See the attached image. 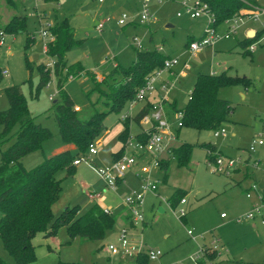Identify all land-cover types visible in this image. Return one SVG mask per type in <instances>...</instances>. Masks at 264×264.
I'll use <instances>...</instances> for the list:
<instances>
[{"label": "rangeland", "instance_id": "1", "mask_svg": "<svg viewBox=\"0 0 264 264\" xmlns=\"http://www.w3.org/2000/svg\"><path fill=\"white\" fill-rule=\"evenodd\" d=\"M134 1L105 0L99 4L97 0H14V7H9L6 0H0L1 25L4 26L17 17H25L27 24L26 33L17 36L5 35L4 42L0 45V70L8 72L7 76H2L0 83V112L8 109L4 89L18 86L27 101L31 116L35 118V123L49 129L53 135L51 140L43 144L42 150L25 156L22 163L27 169L34 168L63 146L58 136L53 108L62 98L55 94L58 91L57 81L53 75L54 66L51 65L55 61L43 53L44 42L48 41V38L43 40L41 37V25H45L43 22H49L54 27L56 23L68 19L75 39L82 44L67 53L65 59L68 65L81 63L85 72L94 74L97 83H101L97 76L106 81L121 79L120 70L131 67L136 60V51L140 50L135 47V39L142 43L143 48L140 51L163 48L171 59H179L178 67L173 68L176 74L185 63L189 64V69L180 74L179 84L170 96L171 102L177 101L178 109L185 107L187 96L192 92L199 74L211 75L216 71L232 78L247 79L251 84L246 88L238 84L218 91L219 98L229 101L233 107L229 122L221 128L226 132L225 138H215L208 131L197 132L190 128L174 130L178 145L194 146L188 168H179L175 162H171L166 173L167 183L163 182V172L153 170L150 180L158 182L161 199L170 200L176 190L188 194V213L184 221L178 215V209H171L160 201L158 203L149 193L145 196V221L148 225L146 228L139 227L138 231L142 232V239L148 249L161 253L160 258L149 264H193L192 259L198 257L203 248V259L207 254L214 253L213 260H206L207 263L261 264L264 258V216H257L253 221L242 224H237L236 220L249 213L253 205L262 202L258 199L260 194L252 192L251 187L256 185L258 190L264 192V146L258 147L256 152L251 154V160L259 162L258 169H254L256 167L253 163L247 165L248 167L245 164L251 142L260 135L264 140V50L257 49L252 57L245 55L244 49L238 45V42L244 39L243 33L240 32L229 40H220L215 46L191 56L186 52L184 45L189 37H200L202 28L198 20H191L183 14L181 3L185 0H164L162 5L153 1L150 10L156 22L148 26L147 30L130 23L125 26L118 25L123 15L132 16L135 13ZM178 14H182V17L178 18ZM38 20L43 21L41 25ZM102 23L103 30L99 33L96 27ZM167 25H172L174 29L167 30ZM226 28L221 25L217 34H224ZM28 35L32 42L25 48ZM25 58L33 66L31 71L26 70ZM40 65L51 73L46 87L38 92L40 79L37 67ZM115 65L119 68L114 69ZM217 65L220 68H217ZM92 88V82L85 76L76 79L69 77L64 84V93L74 106L80 108L79 115L84 120H88L96 112H108L106 99L101 96L102 93H109L106 83L100 85L99 91L92 92ZM52 96L53 101H49ZM141 106L142 104L135 112ZM141 125L142 128H148L147 123ZM105 127L106 131L101 135L97 148L98 154L91 158V164L98 169L108 167L113 154L121 149L119 136L123 123L120 115H108ZM129 128L132 137L141 131L134 120L130 121ZM14 130L16 131L17 127ZM13 142L12 136L0 141V160L2 152ZM204 144L213 147V151L209 150L211 154L220 153L228 158H240L242 163L238 164L233 172L238 169L243 174L248 170L255 175L256 183L252 175L236 182L234 179H241V175L231 179L233 172L228 176L212 174L208 166L210 161L206 155L207 151L201 147ZM77 167L86 187L96 192H100L104 187L105 204L113 207L116 220L124 212L120 206L121 199L134 191H140L142 185L141 180L137 178L139 182L135 177L138 169L133 168L126 173L125 184L113 193L106 190L100 178L84 163ZM72 178L65 177L64 172L58 175L62 186L70 183ZM248 189L249 199V193L246 192ZM260 197L262 198L261 195ZM74 206L76 205L73 204L70 208ZM159 208H162L164 213L159 212ZM222 215H225L226 219H222ZM42 236L44 235H38L32 241L36 247V260L30 264H114L112 259L109 260L105 249L110 243L108 235L99 242H85L76 238L71 244L62 243L58 246H55L50 238L43 239ZM213 244H216L220 252L219 257L218 251L212 247ZM0 259L14 264L1 242Z\"/></svg>", "mask_w": 264, "mask_h": 264}, {"label": "trees", "instance_id": "2", "mask_svg": "<svg viewBox=\"0 0 264 264\" xmlns=\"http://www.w3.org/2000/svg\"><path fill=\"white\" fill-rule=\"evenodd\" d=\"M206 3L214 14V27L218 28L226 20L233 18L240 11L257 5L255 0H200ZM9 7H14V0H6ZM10 23V24H9ZM6 25L0 24V32L5 35L17 36L26 33L27 24L25 17L13 18ZM54 41L48 44L46 56L54 59L53 75L56 78L58 95L61 102L54 104V118L58 128V136L63 145H71L73 150H66L44 160L40 165L27 169L22 160L25 156L42 150L45 142L53 138L49 129L35 123V118L28 110V104L20 87L13 86L4 89L8 101V109L0 112V141L9 136L14 138L12 145L2 152L0 160V242L4 250L13 259L14 264H30L36 260V247L33 239L40 234L49 233L55 236L59 229L66 228L68 244L74 239L81 241H103L109 232L113 231L116 219L112 214H107L99 205H91L82 215L80 207H66L57 217L53 215L52 207L58 202L62 193V180L58 175L62 172L65 177H73L76 167L73 162L86 156L89 145L97 141L106 131L105 120L110 114L124 112L128 102L134 99L138 89L142 88L148 78L156 71L163 68L164 62L169 56L159 53L157 50L136 51V60L128 69H121V79L116 81H95L92 73L85 72L81 63L68 65L65 57L72 49L82 43L74 37V31L69 25L68 19L56 23L50 28ZM192 37H189L186 46ZM254 40L245 38L238 43L245 51L246 47ZM32 42L30 35L26 38L25 48ZM245 55L251 56L248 51ZM25 67L31 71L33 66L25 58ZM39 73L38 92L46 87L50 79V71H45L44 66L37 67ZM66 73L63 74V72ZM84 73L93 84L92 92L99 91L100 85L106 83L109 93H102L106 99L105 105L108 112H96L88 120L80 117L79 112L74 111V105L64 93V84L69 77L79 78ZM0 70V83L2 81ZM100 84V85H99ZM241 84L248 87L251 83L244 78H232L225 73L219 75L199 74L188 96L183 109H178L177 101L170 102L167 106L169 118L176 113L182 114L181 128H190L197 132L208 131L213 133L229 122L232 114V104L220 99L218 91L221 88L232 87ZM99 85V87H98ZM150 102L134 118L141 131L134 136L136 142L146 145L150 133L143 132L140 121L143 116L150 113ZM123 130L119 136L121 149L113 154L114 159H119L123 153V146L130 135V121H122ZM17 127V130L14 129ZM177 128L175 129L178 130ZM174 134V131H173ZM175 135V134H174ZM207 152L213 151L210 144L201 146ZM194 146L190 144H177L173 147L172 158L163 159L158 166V172L164 173L163 182H167V171L171 162H175L179 168H188ZM150 154H143V161L150 162ZM207 155V154H206ZM220 153L208 154L209 161L214 162ZM142 158V157H141ZM186 193L176 190L170 198V208L176 209L184 199ZM143 228V226H142ZM213 254H207L201 258L198 264H207L206 260H213ZM110 260V258H109ZM0 264H8L0 259ZM136 264H149L146 256L138 258ZM261 264H264V258Z\"/></svg>", "mask_w": 264, "mask_h": 264}, {"label": "built area", "instance_id": "3", "mask_svg": "<svg viewBox=\"0 0 264 264\" xmlns=\"http://www.w3.org/2000/svg\"><path fill=\"white\" fill-rule=\"evenodd\" d=\"M105 0H97L99 4L104 3ZM155 4L162 5L164 0H138L139 8L132 16L123 15L119 22V26H125L128 23H136L141 26H150L152 23L156 22L154 15L151 13L152 2ZM252 6L248 9L240 11L233 18L226 20L223 25L227 28L224 34L220 36L217 34V29L214 27L215 17L210 11L209 6L200 0H185L181 3L183 8V14L192 20H202L204 22L202 36L200 39L192 41L188 45V53L193 56L196 53H200L206 48L213 47L220 40H229L232 36L239 35L240 32L243 33V37L254 40L249 46L246 47V51L253 54L257 49L264 50V8L258 5ZM178 18L182 17V14L177 15ZM41 25L42 20H38ZM45 25L42 26L41 37L44 39L48 38V41L44 42L43 53L46 55L48 51V44L54 41V36L50 32V28L53 26L49 22H43ZM96 30L100 33L103 30V23L96 27ZM248 33V34H247ZM5 34L0 32V45L4 42ZM135 47L137 49H142V43L134 40ZM158 52H162V48L157 49ZM54 66V63L51 64ZM179 65V59H167L164 62L163 68L156 71L153 76L148 78L145 85L138 89L133 100L128 102L126 111L121 115V121L129 120L132 121L139 113V111L144 108L147 100L150 104V113L143 116L140 124L147 123L148 128H142L143 132L149 133L150 137L146 145H142L135 141L134 137L130 136L124 146L123 153L119 159H114L111 164L102 169H98L91 164V158L96 156L98 151L99 141H95L89 145L88 152L86 156L78 158L73 162L74 166H78L84 163L88 166L104 183L107 191L116 193L119 183L123 182L126 173L136 167L138 169L136 173V178L140 179L142 182L140 191H134L131 194L126 195L121 199V206L127 213V224L120 228L117 241L115 243H109L105 246V249L110 257L114 261V264H136L138 258L141 256H146L148 261H155L160 256V252H155L148 249L147 245L142 239V232L138 231L139 227L144 224V206H145V196L147 194H152L153 196L159 197L157 194L158 182H152L151 176L153 175V170H157L160 161L163 159H174L172 158L173 147L177 146V138L173 134V131L181 127L182 114L176 113L173 115L172 119L169 118V113L167 111V106L169 105L170 96L173 90L177 87L180 74L185 69H188V64L185 63L183 70L177 74L173 72V68ZM168 74L171 78L164 79L163 75ZM214 75V73H212ZM2 76H7V71L1 72ZM71 78V77H70ZM58 91L55 92L57 95ZM189 96V95H188ZM49 101H53V96L49 97ZM142 104V106L135 112V109ZM75 112H79L80 108L74 107ZM142 126V125H141ZM215 138H225L226 132L221 129L212 133ZM254 139L249 147L248 152L253 154L256 152L258 147L264 146V140L261 138ZM148 153L152 157L150 162L143 161V154ZM211 154L207 152V155ZM250 154V155H251ZM142 157V158H141ZM242 163L240 158H228L223 155H219L214 162H208V166L212 174L228 176L238 164ZM256 167V165L254 164ZM252 192H258L256 185L251 187ZM90 201L100 200L102 198V193L91 192L87 195ZM250 198V193L247 195ZM161 199V198H160ZM258 199L262 201L259 204H255L252 210L247 213L244 217L236 220L237 224H242L244 222L253 221L257 216H264V202L260 195ZM164 203L165 200L161 199ZM170 206L169 203H166ZM186 199H182L179 203L177 213L181 217L186 216ZM100 206V205H99ZM105 213L112 214L113 210L100 206ZM221 218H226L222 215ZM139 232V233H138ZM191 236V233L189 232ZM214 250L217 249L216 245L213 244ZM204 249V248H203ZM203 249L200 251V255L194 259L192 262L198 264V261L203 257ZM211 264V263H207Z\"/></svg>", "mask_w": 264, "mask_h": 264}, {"label": "crops", "instance_id": "4", "mask_svg": "<svg viewBox=\"0 0 264 264\" xmlns=\"http://www.w3.org/2000/svg\"><path fill=\"white\" fill-rule=\"evenodd\" d=\"M55 1V0H54ZM134 5H135V7H136V11L138 10V8H139V5H138V0H135L134 1V3H133ZM258 5L259 6H261V7H263L264 8V0H259L258 1ZM131 8H132V5L130 6ZM192 20V19H191ZM198 22L200 23V25H201V28H202V30H203V25H204V22L202 21V20H200V19H198ZM130 24H134L135 26H141V25H137L136 23H130ZM142 27H144L145 29L147 28V26H142ZM172 29H174V27L172 28ZM147 30V29H146ZM167 30H170V29H167ZM248 34V33H247ZM202 36V35H201ZM201 36L200 37H198V38H194L193 36H192V39L194 38V40H191V41H195V40H198V39H200L201 38ZM244 39H245V37H243ZM152 41V39L150 40V42ZM187 43V42H186ZM191 43V42H190ZM239 43V42H238ZM215 46V45H214ZM184 48H185V50H186V52L188 53V50H187V48H188V46H186V44L184 45ZM245 51H246V49H245ZM257 51H255L252 55H254L255 53H256ZM161 53H163L164 55H167L166 53H165V51L163 50V48H162V52ZM167 56H169V55H167ZM169 59H170V56H169ZM70 65V64H69ZM184 66V65H183ZM183 66H182V69H181V71L183 70ZM188 66H189V64H188ZM178 67V66H177ZM119 67L118 66H114V69H118ZM217 68H220V67H218V65H217ZM189 69V68H188ZM185 70H187V69H185ZM180 71V72H181ZM175 73V72H174ZM214 73V75H219L220 74V72L219 73H216V71H214L213 72ZM222 73V72H221ZM176 74V73H175ZM211 75H213L212 73H211ZM81 76H84V75H80V77ZM79 77V78H80ZM171 77L168 75V74H166V75H164V79H170ZM76 79V78H75ZM97 79H98V81L99 82H101L102 80H103V78L102 77H99V76H97ZM178 84H179V82H178ZM188 97V96H187ZM74 107H76V106H74ZM229 120H230V118H229ZM100 139L101 138H99V144H100ZM74 149V147H72L71 145H63V146H61V147H59L56 151H54V152H52L50 155L51 156H54V155H56V154H59V153H61V152H63V151H66V150H73ZM117 153V152H116ZM246 153V152H245ZM98 154V153H97ZM246 154H248L247 155V161H246V167H248V166H250V163H253V164H255L256 165V168H254V169H258V161H256V160H251V153H249V152H247ZM51 156H49V157H51ZM97 156V155H96ZM95 157V156H94ZM114 160V158L112 157V161ZM253 161V162H252ZM212 162V161H211ZM248 165V166H247ZM79 166V165H78ZM75 167H77V166H75ZM134 168H136V167H134ZM253 168V167H252ZM237 171V172H236ZM241 170H235V172H233V174H232V176H231V179H232V177L234 176V177H239V175H241V179H239V180H236V179H234V181H236V182H238V181H240V180H243V179H245L246 177H248V178H250V175H252L253 177H254V179H255V175H253V173H250L248 170L245 172V173H241L240 172ZM126 177V176H125ZM136 177V176H135ZM226 178H228V177H226ZM136 180L137 181H139L137 178H136ZM255 181V183H256V179L254 180ZM140 182V181H139ZM167 183V182H166ZM125 184V179L123 180V182H121V183H119V185H118V189H120L121 188V186L122 185H124ZM96 185H98V184H96ZM92 189H94V188H92ZM103 189H104V187L102 188V189H100L99 191V193H102V198L100 199V200H94V201H90L89 199H88V197H87V195L89 194V193H91V192H93L92 190H91V188L90 187H86V185L85 184H83L82 183V177H81V172L79 171V169H78V167L76 168V172H75V175L73 176V178L71 179V181H70V183H67L66 184V186H65V184H63V186H62V193H61V196H60V198H59V200H58V202L52 207V212H53V215L55 216V217H57L66 207H70L71 205H76V206H79L81 209H80V213H79V215H82L85 211H87L90 207H91V205H94V204H96V205H100V206H103V207H106V208H109V209H113V207H108L109 205H106L105 204V199L103 198L104 196H103ZM117 189V190H118ZM257 190H258V188H257ZM96 192V191H95ZM98 192V191H97ZM246 192H248L249 193V189L246 191ZM84 194V195H82L81 196V194ZM258 193L262 196V200H264V192L262 193V191H260V190H258ZM157 194L160 196V194L158 193V190H157ZM154 199H155V201L157 200L158 201V203H159V201L161 202V203H164L159 197H156V196H153V195H151ZM187 196H188V194L186 193V195H185V197H184V199H186V205L185 206H188V201H187ZM172 197V196H171ZM79 203H81V204H79ZM166 203H169L170 204V202H169V200L168 201H166ZM167 205V204H166ZM120 206H121V204H120ZM119 206V207H120ZM123 208V207H122ZM145 209H146V205L144 206V224H143V227L144 228H146L147 227V223H146V221H145ZM114 211V210H113ZM186 211H187V207H186ZM159 212H161V213H164V211H163V209L162 208H159ZM188 213V212H187ZM187 213H186V215H187ZM186 217V216H185ZM185 217H181V220L182 221H184V219H185ZM222 219H226V218H222ZM250 222V221H249ZM127 224V213H126V211L124 210V212L123 213H121L119 216H118V218H117V220H116V224H115V227L113 228V231L112 232H109V234H108V238H109V241H110V243H115L116 241H117V235H118V232H119V230H120V228L121 227H123L124 225H126ZM40 235H44V236H42L43 237V239H48V238H50L51 240H52V243L53 244H55V246H58V245H62V243H63V245H67L68 244V240H69V238H68V235H67V231H66V228H62V229H60L58 232H57V234H56V236H50V234L49 233H47V234H40ZM75 240V239H74ZM73 240V241H74ZM72 241V242H73ZM71 242V243H72ZM70 243V244H71ZM216 245V244H215ZM205 247V246H204ZM219 249V248H218ZM217 250V249H216ZM75 251H76V249H75ZM218 251V250H217ZM218 253V257L220 256V252L218 251L217 252ZM53 254V253H52ZM52 256H54V255H52ZM76 257V256H75ZM77 258V257H76ZM160 258V257H159ZM47 260V259H46ZM156 261V260H155ZM152 262V261H151ZM194 264V263H193Z\"/></svg>", "mask_w": 264, "mask_h": 264}, {"label": "water", "instance_id": "5", "mask_svg": "<svg viewBox=\"0 0 264 264\" xmlns=\"http://www.w3.org/2000/svg\"><path fill=\"white\" fill-rule=\"evenodd\" d=\"M172 28H173L172 25H167V26H166V29H172ZM251 37H252V36L250 35V36H249V39H251ZM210 135H212V133H210Z\"/></svg>", "mask_w": 264, "mask_h": 264}]
</instances>
